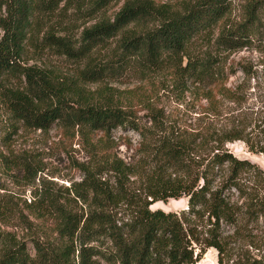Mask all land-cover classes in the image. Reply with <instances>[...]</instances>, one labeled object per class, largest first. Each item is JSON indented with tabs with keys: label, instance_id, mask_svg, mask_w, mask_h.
I'll use <instances>...</instances> for the list:
<instances>
[{
	"label": "trees",
	"instance_id": "obj_1",
	"mask_svg": "<svg viewBox=\"0 0 264 264\" xmlns=\"http://www.w3.org/2000/svg\"><path fill=\"white\" fill-rule=\"evenodd\" d=\"M231 1L197 0L173 13L160 9L154 0H126L114 21L86 29L79 45L64 38L52 42L64 55L84 60L106 40L121 36L117 65L108 61L99 67L85 66L77 81L68 82L47 68L21 63L36 0H0L4 8L0 16V91L6 90L9 107L19 121L41 129L55 124L78 127L88 137L92 132L108 135L122 127L138 132L142 138L138 165L114 156L111 147H97L93 168H85L87 183L79 191L86 193L79 194L89 205L87 215L57 207L58 242L33 239L35 255L24 241L8 244L0 251V264H97L95 257L100 256L119 264H190L196 261L188 239L194 232L192 227H185V222L204 217L208 223L207 244L219 251L220 264L229 240L258 250L259 256L237 252L238 258L231 257L227 264H264V168L238 157L227 146L240 140L250 151L264 154V106L244 107L247 99L242 98L243 83L233 88L226 83H191L202 89L205 103L195 123L183 130L168 127L163 109L147 100H142V106L148 109L152 126L145 125L136 111L124 108L117 100L84 99L75 94L81 90L80 84H65L98 82L133 64L141 72L171 66L185 78L207 74L213 67L211 57L194 54L190 45L197 35L227 18ZM262 13L264 0H249L243 20L221 30L217 48L235 50L252 44L255 38L264 39ZM16 75L25 79L23 90L5 84L9 76ZM176 85L190 88L189 83ZM226 104L235 105L237 113L223 117L227 122L221 124ZM148 164L154 165L149 171ZM97 169L115 171L119 187L97 179L101 173ZM130 176L141 178L145 198L127 193L123 183ZM183 195L188 197V209L181 216L152 209L153 201L148 199L151 196L165 201ZM47 200L50 197H40L41 203ZM122 203L133 209L129 219L119 224L113 209ZM250 224L256 233L247 232ZM227 226L232 233H225ZM103 238L113 246L109 256L101 251ZM95 241L99 246L92 245Z\"/></svg>",
	"mask_w": 264,
	"mask_h": 264
},
{
	"label": "rangeland",
	"instance_id": "obj_2",
	"mask_svg": "<svg viewBox=\"0 0 264 264\" xmlns=\"http://www.w3.org/2000/svg\"><path fill=\"white\" fill-rule=\"evenodd\" d=\"M105 1L36 0L32 30L21 63L47 68L68 82L77 81L76 78L85 66L99 67L108 61L117 65L120 35L97 46L84 60L68 57L52 44L55 39L64 38L79 45L86 29L104 21H114L126 0ZM195 1L197 0H154L160 9L173 13ZM248 2L249 0H232V8L227 18L197 35L190 45L194 54L211 57L213 67L207 74L185 78L171 66L141 72L133 64L125 65V68L98 82L65 84L67 87L80 84L81 90L75 91V94L82 95L84 99L92 98L99 102L117 100L124 108L136 111L147 126H152V120L148 117V109L142 106V100L163 109L164 122L168 127L182 130L190 128L205 103L202 89L191 86V83H226L232 88L243 83L242 98L247 99L243 102L244 107L258 109L264 106V39L255 38L252 44L235 50H219L215 44L225 25L243 20ZM2 15L4 8L0 7V16ZM262 19L264 22V13ZM185 63L186 58L183 66ZM176 83H189L190 88L183 89ZM5 84L7 88L23 90L25 79L21 75L9 76ZM5 93V89L0 91V205L3 208L0 213V251L8 244L24 241L30 253L35 255L33 239L52 243L59 240L60 217L57 207H65L84 217L87 215L89 205L81 200L79 194L86 193L79 191L87 183L88 174L85 168H93L96 155L94 151L97 147H111V154L125 163L138 165L142 155L139 152L142 138L138 132L122 127L108 135L92 132L89 137L78 127L68 129L55 124L48 129L33 128L16 118ZM235 108L232 104L225 105L223 115L220 116L221 124L227 122L223 117L237 113ZM227 146L238 157L248 158L264 168V154L250 151L243 141L230 142ZM153 166L148 164L146 170L149 171ZM100 172L96 175L97 179L105 181L113 188L119 187L115 171L102 169ZM123 186L129 194L134 193L140 198L146 196L141 178H125ZM40 197H50V200L41 203ZM233 198L239 200L237 195ZM148 199L153 201L150 205L152 209L176 212L179 216L183 210L188 209L186 195L165 201L153 200L151 196ZM131 209L133 208L124 203L114 207L113 213L119 224L129 219ZM207 224V217L193 218L190 224L185 222V227H192L194 232V236L190 234L188 239L194 249L196 261L190 264H220L219 251L207 244ZM247 228L248 233H256L254 225L250 224ZM232 232L230 227L225 228V233ZM92 245L99 246V242L95 241ZM100 248L108 256L114 251L107 238L102 239ZM227 249L228 252L221 257L223 264H227L231 257L238 258V254L259 256L258 250L231 240L228 241ZM95 258L97 264H119L102 256Z\"/></svg>",
	"mask_w": 264,
	"mask_h": 264
}]
</instances>
